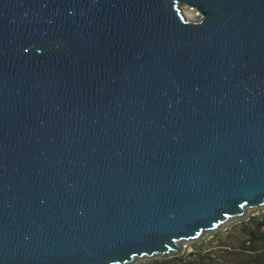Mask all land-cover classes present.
<instances>
[{"label": "water", "instance_id": "water-1", "mask_svg": "<svg viewBox=\"0 0 264 264\" xmlns=\"http://www.w3.org/2000/svg\"><path fill=\"white\" fill-rule=\"evenodd\" d=\"M261 206L264 0H0V264L171 257Z\"/></svg>", "mask_w": 264, "mask_h": 264}, {"label": "trees", "instance_id": "trees-1", "mask_svg": "<svg viewBox=\"0 0 264 264\" xmlns=\"http://www.w3.org/2000/svg\"><path fill=\"white\" fill-rule=\"evenodd\" d=\"M235 227H241L243 234L238 247H228L226 243H222L219 244L221 247L215 250L210 238L221 233L220 230L212 233L209 239L205 237L196 242L194 245L198 243V248L186 256L153 257L135 264H264V230L260 226V220L250 217L248 220L238 221L232 226V228ZM232 228L225 235L227 238L231 236ZM205 239H207L206 242Z\"/></svg>", "mask_w": 264, "mask_h": 264}, {"label": "rangeland", "instance_id": "rangeland-1", "mask_svg": "<svg viewBox=\"0 0 264 264\" xmlns=\"http://www.w3.org/2000/svg\"><path fill=\"white\" fill-rule=\"evenodd\" d=\"M183 8H184V12L186 13V15L189 18H194V19L200 18V14H199L197 9H195L193 7H190L188 5H184ZM250 217H255L258 220H260V226L264 230V206L256 207V208H250L245 216H243L241 218H237V219L231 220L228 223H225L221 228H219L217 230H214V231H210V232L206 233L204 236H202V237H200L198 239H194V240H191V241H184L182 243L183 251L179 255L186 256L189 252H191L192 250H195V248H198V243H197L196 246L194 245L196 242H198L199 240H203L205 237L207 239H209L211 237L210 235L212 233L220 231V230L222 231L221 233H218L215 236L210 238L211 239V241H210L211 245L214 246L213 248L215 250H217V247L220 248L221 245H219V244H222V243H226L228 247H230V246H232V247L233 246H236V247L240 246V243H241V238L240 237L243 236L242 231H241V227L240 228L239 227L232 228V226L234 224H236L238 221L243 220V219H247L248 220V218H250ZM231 228L233 229V232L231 233V236L229 238H227L225 235L227 234V232ZM207 239H205V242H206ZM142 260H145V259H141V260H138V261H142Z\"/></svg>", "mask_w": 264, "mask_h": 264}]
</instances>
